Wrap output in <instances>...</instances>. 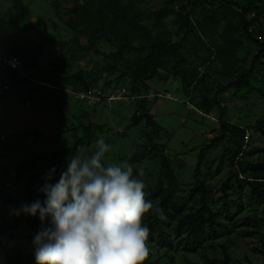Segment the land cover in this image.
Returning a JSON list of instances; mask_svg holds the SVG:
<instances>
[{
	"label": "trees",
	"instance_id": "obj_1",
	"mask_svg": "<svg viewBox=\"0 0 264 264\" xmlns=\"http://www.w3.org/2000/svg\"><path fill=\"white\" fill-rule=\"evenodd\" d=\"M76 1L86 3L78 14L73 12ZM50 2L54 5L68 6L70 14L66 15V25L72 29L74 36L66 43L54 66L45 69L41 76L34 79L19 77L5 65L2 74L11 78L14 83L20 82L27 91V97L32 101L42 100L54 90L67 93L69 88H73V92L81 94V92L97 90L95 87L108 88L113 83L122 87L130 85L132 89H143L145 95L137 97L138 107L130 118V127L141 128L144 143L137 146L136 151L127 161L134 166L149 160L158 165L154 186L144 191L146 198L162 210L163 218L150 213L145 217V223L150 228L148 243L155 242L159 250H165L163 256H168V251L175 245H184L186 252H201L205 264H216V261L221 264H232L230 251L225 244L221 245L222 259L209 257L205 248L216 250L214 241L236 232L235 219L234 221L231 219L232 194L228 192L227 184H224L223 196L219 198L223 201V205L222 209L218 210L214 193L209 186L212 166L208 164L209 155L219 144L225 142L227 146H233L232 152H229L228 147L224 150L221 160L232 154L230 162L237 171L231 173L229 180H236L239 184L246 185L250 202L257 207L254 216L247 218L242 224L244 229L239 235L256 237L264 255V164L253 169L247 177L241 178V175L246 173L244 169L246 162L240 160L251 156L250 139L255 137L254 132L259 133L264 139V115L250 128L242 124H234L225 119L227 108L225 106L222 108V103L218 100L221 92L224 93L230 88L241 91L253 87L264 104V80L260 88H254L252 84L253 81H260L259 75L264 73L262 22L264 0H248L246 4L231 0H162L158 4L153 0L142 1L141 12L134 18V27L128 26L120 18L124 7L123 0H50ZM217 17L225 22H232V19L242 22L240 27L238 24L231 27L224 39L226 45L222 47L217 45L218 43L213 45L206 39L211 26L214 29L219 27L220 22L216 20ZM237 32L239 34L235 37ZM101 40L112 46L114 50L106 52L104 57L106 64L99 77L92 78L81 69L72 73L74 64L84 61L93 52H100L97 44L99 45ZM245 42L248 44L245 45ZM219 54L231 63H241L243 72L228 85L221 86L223 83H219L218 80L216 84L220 85L221 89L215 91V96L210 98L214 88L206 85L208 75L201 70L204 67L206 69L213 67ZM166 69L175 79L180 80L185 95L193 103L195 102L196 109L201 113L210 115L216 107L221 109L220 137L201 149L193 175V185L186 191L188 199L185 204H182L185 198L181 195L182 188L173 160L166 152V145L159 142L162 128L148 109V96H150L148 83L162 76V72ZM66 71L71 73L67 75ZM221 74L222 78L227 77L224 70ZM81 84L83 87L79 89ZM199 86L202 88L200 89ZM79 127L83 128L84 134L75 138L72 147L41 156H32L19 168L11 182L1 179L0 176V201L10 206L17 218L14 225L0 229V237L19 229L22 224H26L32 231L33 238L41 230L39 216L26 215L20 209L23 205H30L37 200L43 204L46 196L42 188L45 184L57 183L61 173L67 170L68 158L78 150L82 151L93 141L94 125L89 123L87 126ZM249 129L252 132L251 136ZM38 134V132H30L26 137ZM25 139H20L18 143L15 141L0 143L8 146L9 151H14L16 146L23 145ZM53 169H55L54 173ZM26 174L28 178L22 183L21 180ZM7 184L18 187L21 193L18 190L17 193L15 190L16 194L6 192ZM5 193L7 198L4 196ZM176 240H179L178 243L175 242ZM151 260L149 255L145 264H161V258L154 262ZM8 263L35 264V249L24 258L19 255L8 257ZM249 264L253 263L249 262Z\"/></svg>",
	"mask_w": 264,
	"mask_h": 264
},
{
	"label": "rangeland",
	"instance_id": "obj_2",
	"mask_svg": "<svg viewBox=\"0 0 264 264\" xmlns=\"http://www.w3.org/2000/svg\"><path fill=\"white\" fill-rule=\"evenodd\" d=\"M142 1L148 0H123L124 7L120 14L122 22L134 27V18L141 12ZM153 1L158 4L162 0ZM231 1L241 4L248 2V0ZM85 6L84 1H76L73 7L74 14H78ZM67 13L70 14L67 5H54L50 0H0V108L3 111L0 113V131L17 143L20 139L26 138L23 145L16 146L14 151H9L8 146L0 143V176L7 182L14 180L19 168L32 156H41L72 147L75 138L84 134L80 125L87 126L89 123L94 125L93 141L83 148L82 152L90 154L95 149V141L102 135L105 142L111 146L106 159L107 163L128 160L137 146L144 143L141 128L130 127V118L138 107L137 97L145 95L143 89H132L130 85L117 86L116 83L104 89L95 87L97 90H103V99L100 103L93 105L89 102H79L73 88L68 89L70 93L54 90L45 95L46 97L42 100L32 101L27 97V91L23 89L20 82L14 83L11 78L2 74L5 67L1 59L18 49L22 52L19 55L22 62L21 69L29 78H37L45 69L54 66L55 60L66 47V43L74 36L72 29L66 25ZM231 15L230 13L229 16ZM216 20L220 22L219 27L214 29L211 26L206 39L209 43L213 45L218 43L217 45L222 47L226 45L224 39L231 27L234 24L240 27L242 22L235 19H232V22H225L219 17ZM262 22L264 24V19ZM247 44L245 42V45ZM97 49L100 52H93L84 61L74 64L71 72L81 69L92 78H98L106 64L104 58L106 52L114 48L101 40L99 45L97 44ZM222 70L227 77H221ZM71 72L66 71L65 74L69 75ZM201 72H206L208 75L205 83L214 88L210 94V98H213L215 91L221 89L220 85L216 84L218 80L219 83H223L221 86L228 85L243 72V67L241 63H231L219 54L213 67L208 69L204 67ZM162 73V76L148 83L150 87L148 109L162 128L159 142L166 145V152L173 160L182 188L181 195L185 198L182 204H185L188 199L186 191L193 185V175L201 149L220 137L221 109L216 107L210 115L201 113L196 109L195 102L193 103L185 95L180 80L175 79L168 69ZM259 77L260 81L252 83L254 88H260L263 85L264 73ZM5 85H8L10 89L5 91ZM82 87L81 84L79 89ZM199 88L202 87L199 86ZM218 100L224 104L221 105L222 108L224 106L227 108L225 119L234 124H242L250 128L264 115V104L253 87L241 91L230 88L224 93L221 92ZM61 102L64 103L61 104ZM249 131L251 136V129ZM30 132L39 134L26 137ZM254 134L255 137L250 139L251 156L240 159L246 162L244 165L246 173L242 174L241 178L247 177L253 169L264 164V139L259 133L254 132ZM227 147L229 152H232L233 146H227V143L223 142L209 155L208 164L212 166L209 186L215 196L216 208L219 210L223 205V201L219 200L223 196L222 187L227 184L228 192L232 194L233 217L231 219L233 221L235 219L236 232L214 241L216 250L209 247L205 249L209 257L222 259L221 245L225 244L230 251L232 264H249V262L264 264V255L258 239L239 235V232L244 229L242 224L247 218L254 216L257 207L251 204L246 185H241L236 180H229L231 173L237 171V168L230 162L232 154L221 160ZM157 166L156 162L149 160L134 168V174H137L135 169L143 170L142 179L146 190L154 186ZM27 178L28 175H24L22 183ZM15 190L16 193L17 190L21 193L18 187ZM16 193L13 192V194ZM16 221L12 208L0 201V229L14 225ZM33 241V233L26 224H22L15 231L5 233L0 237V264H9L10 256L19 255L24 258L33 253L35 249ZM178 241L175 242L178 243ZM148 246L152 262L161 258V264L206 263L201 252H186L184 245H175L168 251V256H163L166 251L159 250L155 242L148 243ZM170 258L173 259L170 260ZM35 264H37L36 259ZM216 264L221 263L216 261Z\"/></svg>",
	"mask_w": 264,
	"mask_h": 264
},
{
	"label": "clouds",
	"instance_id": "obj_3",
	"mask_svg": "<svg viewBox=\"0 0 264 264\" xmlns=\"http://www.w3.org/2000/svg\"><path fill=\"white\" fill-rule=\"evenodd\" d=\"M110 147L101 135L90 154L78 150L59 181L42 188L43 204L21 207L42 224L33 241L37 264H145V217L163 218L162 210L146 198L142 169L134 174L127 160L106 162Z\"/></svg>",
	"mask_w": 264,
	"mask_h": 264
},
{
	"label": "built area",
	"instance_id": "obj_4",
	"mask_svg": "<svg viewBox=\"0 0 264 264\" xmlns=\"http://www.w3.org/2000/svg\"><path fill=\"white\" fill-rule=\"evenodd\" d=\"M3 63L5 67L10 70L13 73L18 74L19 77H27L25 73L22 71V62L17 54H11L8 57L3 59ZM9 86L5 85L4 90L7 91L9 90ZM80 95V96H79ZM77 97L81 100H84L85 102H89L90 104H97L100 103L103 99V92L100 90H95V91H89V92H84L81 94H77ZM224 105V104H222ZM0 113H3V111L0 108ZM7 141H13L9 136L3 135L0 131V142H7ZM12 186L10 184H7V187L5 188L6 192H15V188H11ZM5 198H7V194H4Z\"/></svg>",
	"mask_w": 264,
	"mask_h": 264
},
{
	"label": "crops",
	"instance_id": "obj_5",
	"mask_svg": "<svg viewBox=\"0 0 264 264\" xmlns=\"http://www.w3.org/2000/svg\"><path fill=\"white\" fill-rule=\"evenodd\" d=\"M14 53H16V54L19 56L22 52H21V49H18L17 51H11V52L9 53V55L14 54ZM9 55H5V56H3L2 59L8 57ZM19 58H20V57H19ZM2 59H1V60H2Z\"/></svg>",
	"mask_w": 264,
	"mask_h": 264
}]
</instances>
